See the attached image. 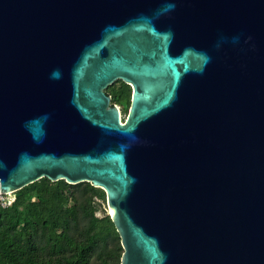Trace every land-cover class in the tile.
Listing matches in <instances>:
<instances>
[{
	"label": "water",
	"instance_id": "water-1",
	"mask_svg": "<svg viewBox=\"0 0 264 264\" xmlns=\"http://www.w3.org/2000/svg\"><path fill=\"white\" fill-rule=\"evenodd\" d=\"M44 177L120 264H264V0H0V192Z\"/></svg>",
	"mask_w": 264,
	"mask_h": 264
},
{
	"label": "trees",
	"instance_id": "trees-1",
	"mask_svg": "<svg viewBox=\"0 0 264 264\" xmlns=\"http://www.w3.org/2000/svg\"><path fill=\"white\" fill-rule=\"evenodd\" d=\"M113 104L130 102L131 86L106 89ZM90 182L41 178L0 207V264H120V237ZM103 209V216L97 212Z\"/></svg>",
	"mask_w": 264,
	"mask_h": 264
},
{
	"label": "built area",
	"instance_id": "built-area-1",
	"mask_svg": "<svg viewBox=\"0 0 264 264\" xmlns=\"http://www.w3.org/2000/svg\"><path fill=\"white\" fill-rule=\"evenodd\" d=\"M14 200V192H0V207L9 206Z\"/></svg>",
	"mask_w": 264,
	"mask_h": 264
},
{
	"label": "rangeland",
	"instance_id": "rangeland-1",
	"mask_svg": "<svg viewBox=\"0 0 264 264\" xmlns=\"http://www.w3.org/2000/svg\"><path fill=\"white\" fill-rule=\"evenodd\" d=\"M129 104H130V102L129 103L123 102L122 104H118L120 111H121L122 119H124L128 113ZM98 201H100L102 203V207L105 210V212L107 213L108 211L106 209V200L105 199L104 200L99 199ZM97 214H98V212H97Z\"/></svg>",
	"mask_w": 264,
	"mask_h": 264
},
{
	"label": "bare ground",
	"instance_id": "bare-ground-1",
	"mask_svg": "<svg viewBox=\"0 0 264 264\" xmlns=\"http://www.w3.org/2000/svg\"><path fill=\"white\" fill-rule=\"evenodd\" d=\"M110 212H112V210L110 209Z\"/></svg>",
	"mask_w": 264,
	"mask_h": 264
}]
</instances>
